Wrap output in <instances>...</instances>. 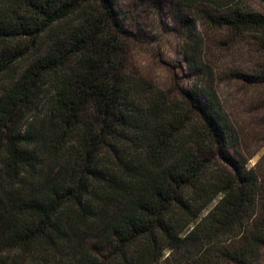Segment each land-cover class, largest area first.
<instances>
[{"label": "trees", "instance_id": "trees-1", "mask_svg": "<svg viewBox=\"0 0 264 264\" xmlns=\"http://www.w3.org/2000/svg\"><path fill=\"white\" fill-rule=\"evenodd\" d=\"M169 2L197 80L173 98L127 69L115 0H0V264H263L211 52L245 38L264 85V8Z\"/></svg>", "mask_w": 264, "mask_h": 264}, {"label": "rangeland", "instance_id": "rangeland-1", "mask_svg": "<svg viewBox=\"0 0 264 264\" xmlns=\"http://www.w3.org/2000/svg\"><path fill=\"white\" fill-rule=\"evenodd\" d=\"M115 1L124 25L123 44L130 73L152 83L170 98L176 97L179 90L193 87L197 80L187 69L183 39L169 0ZM244 2L254 10L264 8V0ZM244 39L232 42L222 37L211 53L217 64V93L239 140L238 150L229 154L244 159L264 187V85L249 80L255 75L258 61Z\"/></svg>", "mask_w": 264, "mask_h": 264}]
</instances>
